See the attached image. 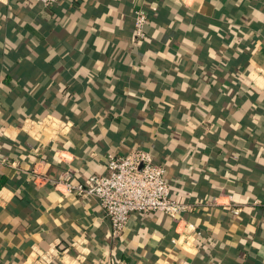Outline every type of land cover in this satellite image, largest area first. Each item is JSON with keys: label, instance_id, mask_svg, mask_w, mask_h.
<instances>
[{"label": "crops", "instance_id": "0c3cea01", "mask_svg": "<svg viewBox=\"0 0 264 264\" xmlns=\"http://www.w3.org/2000/svg\"><path fill=\"white\" fill-rule=\"evenodd\" d=\"M135 149L199 236L133 213L114 241L66 189ZM1 181L0 264H264V0H0Z\"/></svg>", "mask_w": 264, "mask_h": 264}, {"label": "built area", "instance_id": "2783aa9c", "mask_svg": "<svg viewBox=\"0 0 264 264\" xmlns=\"http://www.w3.org/2000/svg\"><path fill=\"white\" fill-rule=\"evenodd\" d=\"M44 7H53L60 0H35ZM147 14L142 9L134 12L133 35L135 42L145 40V27ZM51 117L41 122L50 123ZM106 172L104 174H92L86 183L73 184L66 182L68 192L79 199L91 198L99 204L103 217L109 221L110 237L112 240H120L133 213L147 215L161 212L170 217L176 227L180 229L179 238L185 242L200 235L196 228L184 219L197 204L182 203L173 198V192L166 180V168L156 164L148 151L135 149L125 155L108 153L105 157ZM68 175L67 178H70ZM230 203H219V198H213L210 205L223 206L234 215L240 212L232 202V196H228ZM255 205L261 204L254 201ZM178 238V239H179ZM178 240L173 241L177 244ZM75 245V244H74ZM73 245V247H74ZM65 251H60L55 245L48 249L37 250L31 264H52L62 258Z\"/></svg>", "mask_w": 264, "mask_h": 264}, {"label": "trees", "instance_id": "16d2710c", "mask_svg": "<svg viewBox=\"0 0 264 264\" xmlns=\"http://www.w3.org/2000/svg\"><path fill=\"white\" fill-rule=\"evenodd\" d=\"M148 25V19H147V24H146V26ZM146 37H147V35H146ZM1 183H3L2 181L0 182V186H1ZM255 201H258V200H255Z\"/></svg>", "mask_w": 264, "mask_h": 264}]
</instances>
